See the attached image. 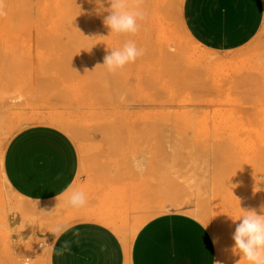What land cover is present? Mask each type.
I'll use <instances>...</instances> for the list:
<instances>
[{"label": "rangeland", "instance_id": "obj_1", "mask_svg": "<svg viewBox=\"0 0 264 264\" xmlns=\"http://www.w3.org/2000/svg\"><path fill=\"white\" fill-rule=\"evenodd\" d=\"M183 4L143 0L139 31L114 34L104 24L108 0H5L0 264H49L55 237L50 228L63 222L48 217L59 200L36 206L4 174L9 141L37 124L65 130L87 165L143 161V223L161 213L189 212L209 223L218 239L217 261L240 260L231 252L239 223L232 219L248 209L264 214L258 179L264 177V90L234 88L235 76L244 77L251 64L235 67L226 59L214 61L213 54L205 83L211 54L189 35ZM129 40L144 49L143 56L114 73L100 66Z\"/></svg>", "mask_w": 264, "mask_h": 264}, {"label": "crops", "instance_id": "obj_2", "mask_svg": "<svg viewBox=\"0 0 264 264\" xmlns=\"http://www.w3.org/2000/svg\"><path fill=\"white\" fill-rule=\"evenodd\" d=\"M182 15L191 38L211 54L210 71L205 58V83L208 73L212 77L213 54L214 61L226 59L235 67L251 64L244 77L235 76L234 88L253 94L264 90V0H184ZM3 170L19 196L34 204L38 200L36 206L59 200L48 217L63 221L69 230L54 237L49 264L217 261L211 231L193 214L166 212L143 223V171L135 163L87 165L73 138L57 126L37 124L19 130L6 147ZM76 190L86 195L82 208L66 204ZM65 241L71 242L70 249L57 255Z\"/></svg>", "mask_w": 264, "mask_h": 264}, {"label": "clouds", "instance_id": "obj_3", "mask_svg": "<svg viewBox=\"0 0 264 264\" xmlns=\"http://www.w3.org/2000/svg\"><path fill=\"white\" fill-rule=\"evenodd\" d=\"M110 4L109 14L104 18V24L114 34H135L140 29L138 21L145 19V11L142 7L143 0H108ZM7 15L5 10V0H0V17ZM144 55V49L138 48L134 41H127L122 47L111 50L104 57L103 67L108 72L114 73L118 69H123L127 64L133 63L138 57ZM135 166L138 171H143L142 164L137 161ZM264 184V177L258 178ZM65 191H68L66 189ZM259 192L261 190H255ZM87 202L86 195L83 191H71V195L66 200L67 206L72 208H82ZM39 201L36 200V204ZM240 204V201H239ZM264 211V206L261 208ZM233 222L239 221L235 226V231L231 239L234 244L231 252L240 256L237 264L245 262V264H264V214H257L255 209L243 210V215L232 219ZM209 224V223H208ZM207 225H204L206 228ZM69 229L62 224L54 225L50 228V232L59 239ZM79 236V232L74 233ZM218 239L213 238V244H217ZM71 242L65 241L62 247L57 251V255H62L65 250L70 249ZM31 259H24L23 264H31ZM215 264H221L215 261Z\"/></svg>", "mask_w": 264, "mask_h": 264}, {"label": "bare ground", "instance_id": "obj_4", "mask_svg": "<svg viewBox=\"0 0 264 264\" xmlns=\"http://www.w3.org/2000/svg\"><path fill=\"white\" fill-rule=\"evenodd\" d=\"M51 72H52V71H51ZM52 73H54V71H53ZM38 74H39V73H38ZM39 75H40V74H39ZM41 76H43V75H41ZM46 76H47V74H46ZM31 78H32V77H31ZM35 78H36V77H35ZM106 78H108V77H106ZM35 81H36V80H35ZM39 81H40V80H39ZM2 89H3V88H2ZM2 89H1V92H2ZM120 89H121V88H120ZM123 90H124V89H123ZM126 92H127V91H126ZM2 93H3V92H2ZM119 93H120V91H119ZM119 93H118V94H119ZM131 112H132V111H131ZM125 113H127V112H125ZM99 127H100V126H99ZM98 129H99V128H98ZM98 129H97V130H98ZM100 129H101V128H100ZM97 133H98V132H97Z\"/></svg>", "mask_w": 264, "mask_h": 264}]
</instances>
